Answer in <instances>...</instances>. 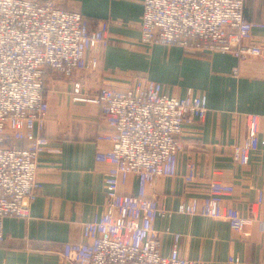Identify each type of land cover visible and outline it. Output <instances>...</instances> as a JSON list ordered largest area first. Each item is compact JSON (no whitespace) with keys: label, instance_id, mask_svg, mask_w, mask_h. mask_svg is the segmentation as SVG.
<instances>
[{"label":"crops","instance_id":"1","mask_svg":"<svg viewBox=\"0 0 264 264\" xmlns=\"http://www.w3.org/2000/svg\"><path fill=\"white\" fill-rule=\"evenodd\" d=\"M54 1L83 13L91 32L108 42L86 51L83 69L73 78L47 71L49 109L40 133L49 143L38 157L39 194L28 217H5L0 264H70L60 257L63 244L98 234V223L113 217V192L139 194L135 174L116 189L105 183L111 164L96 159L98 149L110 147L97 140L108 130L102 106L75 101L73 91L79 80L83 95L95 97L104 85L133 87L136 77L161 83L173 96L189 89L208 96L206 117L184 127L178 173L159 177L145 190L159 204L153 228L162 252L171 253L179 233L180 253L199 264H264V58L145 43L143 0ZM245 16L264 22V0H245ZM254 36L264 42V29ZM251 113L259 115L256 140L249 157L236 162L233 146L244 143ZM189 164L196 168L192 181L185 178ZM208 199L214 200L213 214H201ZM181 203L192 205L195 214L179 212ZM235 216L248 220L242 231L231 227Z\"/></svg>","mask_w":264,"mask_h":264},{"label":"built area","instance_id":"2","mask_svg":"<svg viewBox=\"0 0 264 264\" xmlns=\"http://www.w3.org/2000/svg\"><path fill=\"white\" fill-rule=\"evenodd\" d=\"M143 7L145 43L264 58V42L254 41V31L264 29V22L246 18L245 0H143ZM107 42L91 32L83 13L54 0H0V241L5 238V217H28L39 194L38 157L49 143L40 133L49 109L47 71L73 78L83 69L86 51ZM82 87L81 81H74V100L100 104L108 125L97 140L110 147L96 153L98 161L111 164L105 183L116 189L135 174L140 191H114L113 217L98 223V234L91 240L65 242L61 259L70 264H199L180 253L179 233L171 253L162 252L153 228L159 204L145 190L159 177L178 173V155L184 149L181 135L185 125L206 117L207 94L189 89L185 96H173L153 80L126 90L104 85L95 97L83 95ZM258 128L259 115L248 114L247 137L233 146L234 161L249 157ZM9 139L26 145H9ZM195 176L196 168L189 164L185 178L192 181ZM212 189L220 192L216 185ZM213 205L208 199L200 213L212 215ZM178 210L195 214L186 203ZM230 224L242 231L248 220L235 216Z\"/></svg>","mask_w":264,"mask_h":264},{"label":"trees","instance_id":"3","mask_svg":"<svg viewBox=\"0 0 264 264\" xmlns=\"http://www.w3.org/2000/svg\"><path fill=\"white\" fill-rule=\"evenodd\" d=\"M20 141H23V140H17V141H15V140L9 139L8 144H9V145H12L13 143L16 142L17 146L21 147V145H20Z\"/></svg>","mask_w":264,"mask_h":264},{"label":"rangeland","instance_id":"4","mask_svg":"<svg viewBox=\"0 0 264 264\" xmlns=\"http://www.w3.org/2000/svg\"><path fill=\"white\" fill-rule=\"evenodd\" d=\"M141 81H145L144 79L142 78H139V77H136L133 81L134 84H136L137 82H141Z\"/></svg>","mask_w":264,"mask_h":264}]
</instances>
